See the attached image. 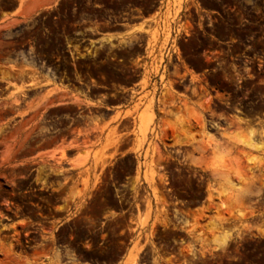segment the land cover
Listing matches in <instances>:
<instances>
[{"label":"rangeland","instance_id":"rangeland-1","mask_svg":"<svg viewBox=\"0 0 264 264\" xmlns=\"http://www.w3.org/2000/svg\"><path fill=\"white\" fill-rule=\"evenodd\" d=\"M13 9L0 18V264L115 263V194L138 203L119 264L165 227L167 194L197 200L180 259L264 264V0H0ZM127 100L122 118L106 109Z\"/></svg>","mask_w":264,"mask_h":264},{"label":"flooded vegetation","instance_id":"flooded-vegetation-1","mask_svg":"<svg viewBox=\"0 0 264 264\" xmlns=\"http://www.w3.org/2000/svg\"><path fill=\"white\" fill-rule=\"evenodd\" d=\"M115 24L122 25L123 23L115 22ZM171 182V180H168L165 184L169 185ZM166 190L171 191L172 189L167 187ZM179 191L183 192V190ZM114 198L115 205L119 207L114 211V217L118 220L114 227V236L117 238V243L120 244V248L123 251L113 264H119L125 252L132 245L133 226L131 224L134 223L136 205L138 203L137 198L132 194H126L124 196L115 194ZM165 201L168 204V212L164 216L167 224L163 227L161 223L157 222L153 231V239H147L145 241L142 238V242L140 243L142 246L141 255L138 264H155L153 262L155 257L157 258V264H192L189 260L185 262L184 259H180V256H182L181 251L184 250L183 246L186 244L189 235L187 230L178 224V222L186 219L187 210L195 209L196 206L193 203L197 200L186 197L176 198L174 195L167 194L165 195ZM177 203L182 207L172 206V204ZM191 203L192 205H189ZM184 204L186 205L184 206ZM147 230L148 228L143 231L142 235H145ZM165 259H167L166 262H164ZM197 263L201 264L200 261Z\"/></svg>","mask_w":264,"mask_h":264},{"label":"crops","instance_id":"crops-1","mask_svg":"<svg viewBox=\"0 0 264 264\" xmlns=\"http://www.w3.org/2000/svg\"><path fill=\"white\" fill-rule=\"evenodd\" d=\"M54 3H55V1H53V3H52L51 5H54ZM46 7H48V6H42V7H40V8L43 9V8H46ZM15 11H16V9H13V10L8 11V12H6V13H2V15H0V18H1V17H2V18H3V17H12V16L15 15ZM139 23H140V22L137 21V22L131 24V25H130V28H131V29H135ZM133 32L136 33L135 30H134ZM139 88H140V87L138 86V83H135V84L128 85V86L125 88V90H126L127 92H130L132 89L139 90ZM129 107H130V104L128 103V100H127V101H125V102H120V103L110 104V105L107 106L106 109L110 110L112 114H115V113H117V112H120V116H121V118H122V117H123V114H124V111H125L126 109H128ZM103 134H105V132H104ZM127 134H129V133H128V132H125V133H123V136H125V135H127ZM101 136L103 137V135H101ZM172 138H174V139H177V138L182 139L183 136H182V134H181L180 132H178L177 134L173 135ZM128 152H129V150H128L127 147L121 148V149L119 150V152L116 154V157H120V156L123 155L124 153H128ZM198 209H200V207H199ZM260 233H262V232H260ZM262 234H264V232H263Z\"/></svg>","mask_w":264,"mask_h":264},{"label":"bare ground","instance_id":"bare-ground-1","mask_svg":"<svg viewBox=\"0 0 264 264\" xmlns=\"http://www.w3.org/2000/svg\"><path fill=\"white\" fill-rule=\"evenodd\" d=\"M212 160H213L212 163L214 164L213 167H212V169H213V171H215V170H216V164H217V163H220V162H221V164H222V160H223V159H221L220 153H217L216 155H214V158H213ZM215 163H216V164H215ZM219 165H220V164H219ZM224 241H225L224 238H223V237H222V238L220 237L219 240L217 241V245H218V247L221 246V245H223V244H224ZM224 245H225V244H224ZM132 261H134V260L132 259Z\"/></svg>","mask_w":264,"mask_h":264}]
</instances>
